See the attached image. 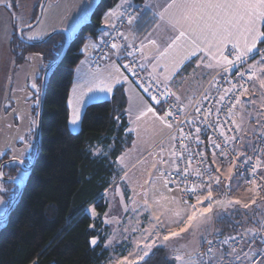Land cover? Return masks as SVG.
Wrapping results in <instances>:
<instances>
[{"label":"trees","instance_id":"trees-1","mask_svg":"<svg viewBox=\"0 0 264 264\" xmlns=\"http://www.w3.org/2000/svg\"><path fill=\"white\" fill-rule=\"evenodd\" d=\"M120 1L100 0L90 20L72 38L63 60L49 74L42 110L39 157L21 199L0 230V264H102L107 258L106 228L103 225L100 230L96 225L97 229H93V219L87 209L91 205L96 206L103 224L102 216L108 210L106 192L117 184L120 177L118 159L133 139L128 134L127 100L124 89L119 87L110 100L89 104L84 110L81 130L77 134L69 129L68 102L75 69L84 57L82 49L90 39H98L102 35L105 14ZM13 2L16 7V0ZM145 2L134 0L136 5ZM39 7L40 4L35 20ZM19 29L15 30L10 44L16 64H25L32 54L40 55L43 61L37 80L40 88L35 109L38 119L43 75L60 57L66 36L57 34L45 44L29 46L18 38ZM262 48L264 43L259 44V49ZM191 67H194V63H190L183 73ZM34 135L29 163L36 150V130ZM96 148L101 150L99 154L95 153ZM8 170L16 174L19 167ZM18 192V185H4L2 196L7 201V209ZM250 213V228L258 229L264 217V199H260ZM230 216H224L220 221L221 235L243 232L242 218L237 216L233 219ZM99 237L101 241L93 247L91 240ZM141 264L171 262L167 251L158 249Z\"/></svg>","mask_w":264,"mask_h":264},{"label":"snow or ice","instance_id":"snow-or-ice-1","mask_svg":"<svg viewBox=\"0 0 264 264\" xmlns=\"http://www.w3.org/2000/svg\"><path fill=\"white\" fill-rule=\"evenodd\" d=\"M5 6L9 5L6 4ZM158 7H160V11L154 12L153 15L158 20L165 22L166 30L171 34L168 36L166 46L163 48L157 44L156 39H151L148 43L156 50L157 56L155 59L157 64L161 61H168L172 66L171 73H168V68L165 67V73H168L164 76L165 80H170L172 74L179 70L185 61L190 60L194 56L201 61L206 57L208 62L204 63V67L208 69L218 68L224 73L231 75L232 69L235 68L240 80H244L246 72L240 71L239 66L247 64L250 58L254 59L255 56H260L261 59L259 61L248 65L247 80L257 81L259 88L264 90V52L257 48L258 44L264 43V0H166L163 6ZM133 19L130 17L128 23L131 24ZM157 27H159V24H157ZM120 35L123 36V33H120ZM147 46L142 45L140 49L142 54ZM112 48L117 49V54L119 53L117 44H112ZM230 56L232 59L229 58ZM123 67L128 68L127 65ZM124 81H127V77L119 74V67H116L115 72H109L107 76L100 78V84L102 85L100 90L111 92L115 84ZM157 83L159 84L160 82L157 81ZM32 86L33 88L36 87L35 84ZM163 89L159 96L164 103H168L169 97H175L177 104L180 103L181 98L176 96L167 84L163 85ZM143 92L147 94L149 100L153 103H149V100H144L143 107L136 114V120H142L151 113L154 124L159 125V128H153V135H159L167 129L170 141L184 140L194 142L198 146L203 144L199 135L201 131L199 127L195 128V133H186L181 124L190 123L187 117L183 121H178L171 110L165 111L163 107H161L160 112H157L155 105H162V99L150 92L149 87H143ZM248 93L249 88L243 84H240L239 88L236 85H232L230 88L223 90V94L220 95L219 99L220 101H225L229 94L232 95L234 103L233 100L228 101L230 105L229 112H231L236 105L242 104V101L236 97L247 96ZM262 99H264V96H262ZM252 102L254 103V101ZM191 103V100H189V104ZM176 106L173 105V107ZM196 111L199 112L200 108L197 107ZM211 114L210 111L205 113L204 120L207 121ZM77 120L78 116L74 112L71 123L75 125ZM232 123L236 124V121L232 120ZM208 126L212 128L219 126L221 128L220 135L224 137L225 143L235 141L236 138L234 136L225 135L223 125L218 122ZM236 127L237 130H241L240 125H236ZM177 132L179 135H176ZM260 138L262 143H264V132H261ZM209 139L215 148L219 149L221 147L216 140ZM162 152L163 148H161L158 160L155 159L158 154L149 152V155L154 157V162L151 163L150 168L156 172V177L153 179L151 170H149L148 179L144 181V184L140 185L141 189H144L145 184L148 185L147 190L142 191L139 195L142 198V210L149 212L152 227L133 229V231H138L141 234L142 241L137 240L134 248L129 250L128 256L123 260H118L116 264H141V261H145V258L149 256L152 246L156 244L158 239H161V232H163L162 241L178 237L181 233L191 228L194 222L207 219L214 205L224 204V201L213 197L212 187L213 184L219 186L222 183L224 173H221L219 168L214 171L220 174L213 175V171L209 169L192 167V156L194 154L202 157L200 163L207 159L203 153L190 149L187 144L182 151H179L173 144L169 149V158L165 161ZM211 155L213 157L212 163L215 164L217 154L213 152ZM219 155L227 158L229 153L221 150ZM261 156H264V152H261ZM179 160L185 161L183 168L177 163ZM250 160L251 157H246L241 163L247 165ZM140 162L143 163V161ZM165 163L169 164V168L158 167V165L162 166ZM235 166L229 161L226 167L229 177ZM251 170L253 177H256L259 171V178L264 180V171H262L264 170V159L258 157L255 163L251 165ZM205 175L208 176L207 182L204 180ZM248 183L253 185L248 191L256 192V195H259V192L256 191L257 180L253 178L248 180ZM157 184L164 191H161ZM169 185H175L176 187L172 188ZM260 187L264 188V185ZM177 189L190 196L194 202H189L187 199L177 201L176 197L167 194ZM133 203H135V200H133ZM169 203H171L172 207H166ZM227 203L241 204V201L229 199ZM255 203L256 200L252 199L251 204ZM153 204L157 206V212L151 210ZM243 206L247 208L249 204L245 203ZM125 210H127V206H125ZM133 210L135 211V209ZM166 213L168 214L167 216ZM6 216V211L0 213V217L6 219ZM162 216L165 219H162ZM170 217H175L176 219L172 221ZM166 219L168 223L165 222ZM173 222L180 226L179 232L168 230ZM161 225H164L163 230L160 227ZM261 228L264 229V225ZM260 230L249 229L248 231L256 235ZM133 239L135 240L136 238L133 237ZM229 239L235 240L236 237L225 238L223 243L227 244ZM205 242L209 245L207 251H197L195 256L189 254L187 259L184 255L177 254L174 257L175 261L178 264H210L219 249L212 246L211 240H206ZM91 243L95 245L96 241L92 240ZM262 243H264V238H262ZM235 252L236 249L232 247L231 252L227 253V255H232ZM244 255L248 257L251 264H264V253L261 254V259L259 260L254 258L255 252L245 253ZM205 257H207V260H205Z\"/></svg>","mask_w":264,"mask_h":264},{"label":"rangeland","instance_id":"rangeland-1","mask_svg":"<svg viewBox=\"0 0 264 264\" xmlns=\"http://www.w3.org/2000/svg\"><path fill=\"white\" fill-rule=\"evenodd\" d=\"M38 2L39 0H16L17 6L15 7L13 0L0 1V159L5 155H9L11 159L27 162L31 159L30 152L32 151V143L34 142V133L37 125L35 109L38 106V99L36 95L40 89L37 80L41 74L40 70H42L43 61L40 55L32 54L28 57L25 64L17 65L10 52L9 42L13 38L17 28H25L33 23V10ZM99 2L100 0L87 1L79 21L80 27L75 32L71 33L72 38L76 37L81 26L90 20V16ZM6 4L9 6H5ZM29 31L31 30L25 32V39H28ZM260 51L264 52V48ZM260 59L261 57L257 56L254 60H248V64L251 65ZM33 84L36 85L35 88H33ZM262 96H264V90L260 89L258 82L255 81L248 95L243 96L241 99L242 104L237 107L234 118L236 124L240 125L241 149L243 150L250 149L254 144V140L260 137L261 132H264V99H262ZM252 101H254V103ZM130 124L128 134L133 137L132 143L126 146L125 151L118 159L117 169L120 177L118 178V182L116 180L117 184L106 192L105 199L108 202V210L105 215L102 216L103 224L101 223L100 212L96 206L91 205L87 209L88 214L93 219L92 228L97 229L96 225H98V229L100 230L103 229V225L106 228L105 249L108 252L107 258L102 264H116L118 260H123L128 256L126 255L124 257L118 253L121 249L122 251L125 250V246H122L117 253H113V243L107 241L109 239V234L111 235V230H113L116 225V229L123 232L125 206H127L128 210L126 216L128 217V224H131L132 230L152 227L150 224L151 217L149 216V212L142 210V198L139 195L142 191L147 190L148 185L145 184L144 189H141L140 185L144 184V181L148 179V172L151 170L150 165L154 162V157L149 155V152L158 154L155 156V159L158 160L160 158L161 148H163V158L165 161L169 158L171 142H162L168 132L167 129L159 135H153V128H159V125L154 124L152 119L136 120L131 117ZM73 129L77 130L74 134L79 133L81 130V117L79 115L76 127L72 124V130ZM100 152L101 150L99 148L95 149L96 154ZM140 161H143V163ZM158 167L167 168L164 165H158ZM151 175L154 179L156 177V172L151 170ZM7 176L9 177L10 175L7 174ZM29 176L30 172H26L23 169L19 170L18 178L25 184H27ZM233 182L234 185H240L243 190L240 191L238 186L235 187V192L237 190V193H241L242 195L238 198V200L241 201V204H237V207L240 209H238L239 211L234 209L230 212H226L228 210L221 208V205H214L207 219L194 222L191 228L181 233L178 237L168 241H162L163 232H161V239H158L156 244L152 246L150 253L157 248L166 249L171 264H178L174 259L177 254L184 255L186 259L189 254L195 256L197 251L202 250L206 240L221 235L220 232L222 228L220 221L227 215H231L230 217L233 219L237 216L241 217V229L243 232L238 234H244L246 237H250L251 232L248 231L251 229L250 223H252L250 211L253 206L258 204L260 199L250 194L246 197V195H243V192L248 188L242 185L238 180ZM157 187L161 191H164L159 184H157ZM3 189L4 183L0 180V213L7 212L8 210L7 201L2 196ZM167 194L176 197L177 201L181 200L177 190ZM252 199L256 200L255 204H251ZM133 200H135V203H133ZM205 203L207 202L205 201ZM225 203H227V201L224 202V204ZM245 203L249 204V207H244L243 205ZM166 207H172L171 203L166 205ZM133 209H135V211ZM151 210L157 212V206L153 204ZM131 212L136 216L135 218H137L138 222L136 224H133V218L129 217ZM167 215L166 213V216ZM161 218L165 219L164 216ZM170 219L174 221L176 218L170 217ZM263 220L264 219H262L258 229L264 225ZM165 222L168 223V220L166 219ZM5 225L6 223L0 224V230ZM160 227L162 230L164 229V225ZM179 228L180 226L173 222L168 230L179 232ZM102 234H104V231H102ZM138 235L142 238L140 233ZM261 238H264V235H262ZM92 240L96 241L95 245L92 244L93 247H95L101 241V237ZM258 243L257 249L253 251L256 253L255 256L258 255L261 257V254L264 253V243H262V239L260 242L258 241ZM247 259L248 257L244 260Z\"/></svg>","mask_w":264,"mask_h":264},{"label":"crops","instance_id":"crops-1","mask_svg":"<svg viewBox=\"0 0 264 264\" xmlns=\"http://www.w3.org/2000/svg\"><path fill=\"white\" fill-rule=\"evenodd\" d=\"M40 1L41 0H39L38 4L33 10L32 22L35 20L36 9L39 6ZM87 1L88 0H49L47 5L45 6L40 23L37 27L28 32L27 40L38 41L47 37L51 32L60 29L67 30L70 34L75 32L80 27L79 21L86 7ZM165 3L166 0H146L144 4L136 5L134 3V0H121L113 9L105 14L103 19L104 32L98 39H90L87 42V44L82 49L84 57L75 69L73 84L68 102L70 110L69 129L71 132L75 133L77 131L75 130L76 128L72 130L71 121L73 119L74 112L77 116L79 115L82 118L84 110L89 104L110 100L113 97L115 90L119 87H122L124 89L127 100V117L129 120V128L131 125L130 118L133 117L136 119L137 112L143 107V101L148 100L144 93H142L138 86L135 85V83L132 81L127 69L123 67L124 63L121 60L120 52L117 54V50H115L109 56L107 61L100 69L93 70L90 66V58L99 43L110 32L112 26L120 18L121 13H123L130 7L138 8V18L136 21L126 26L124 35L125 37H127L126 41L128 46L132 49H141L142 45H148L144 48L143 54H140V60L146 74L151 79L159 81L161 85L167 84L171 91L175 93L176 96H179L181 98V101L178 105L187 110L193 108L198 98L205 90L206 92L211 91L212 79L216 75L221 73L222 70L218 68H205L204 63L208 62L206 57L203 59V61L197 59V57L195 56L192 57L190 60L185 61L184 64L179 68V70L172 74L170 80L164 79L165 75L171 73L172 66L168 61H161L159 64H157L155 59V57L157 56L156 50L152 45L148 43V41L151 39H156L157 44L161 48L166 46V41L171 33L166 30L165 22L158 20L153 15L154 12L160 11V7L158 6H163ZM157 24H159V27H157ZM149 33H151V35H149ZM29 37H31V39H29ZM10 44L11 41L9 42V48ZM257 48L259 49V44L257 45ZM190 63H194V67H191L183 73L184 69ZM116 67H119V74L127 77V81L115 84L111 92L101 91L100 88L102 87V85L100 84V78L107 76L109 72H115ZM165 67L168 68V73H165ZM172 98L175 101V97ZM189 100H191V104H189ZM146 119H152L151 113H149L148 116L144 117L142 120ZM167 141H170L168 140V132L162 142L166 143ZM164 166L169 168L168 163H166ZM226 175L228 176V178H230L232 184L231 186L233 189V195L230 200H238V198L242 195L241 193H237V190L235 192V187L238 186V188H240V191L243 190L241 189L240 185L233 184V181L236 180L233 178L232 173L230 177L227 172ZM248 189H245L243 195H246V197L249 194L254 196L253 192H249ZM178 193L180 196V191H178ZM237 206L238 205L234 203L228 205L227 203H225L224 205H221V208L227 209L228 211L226 212H230ZM127 214L128 210H125L123 232L118 231L119 229H116V225L115 228L111 230V235L109 234V239L107 240L108 242L113 243V253H117L122 246H125V250L122 251L121 249L118 252L124 257L128 255L130 249L134 248L137 240H142V238L138 235L139 232L133 231L131 229V224H128V217H126ZM129 217L133 218V224H136L138 222L137 218H135L136 216L133 215L132 212ZM133 237H135L136 239L134 240ZM158 249L164 248H157L156 250ZM156 250H153V252ZM219 264H222V262L219 261ZM242 264H249V261L244 260Z\"/></svg>","mask_w":264,"mask_h":264},{"label":"built area","instance_id":"built-area-1","mask_svg":"<svg viewBox=\"0 0 264 264\" xmlns=\"http://www.w3.org/2000/svg\"><path fill=\"white\" fill-rule=\"evenodd\" d=\"M134 18L132 23L137 20L138 18V8L130 7L126 9L120 18L115 22L112 26L110 32L107 36L99 43L97 48L95 49L93 55L90 58V66L93 70L100 69L104 63L107 61L109 56L117 49L112 48V44H117L119 46L120 57L124 65H127L128 74L135 85L143 92V87H149V91L153 94H156L158 98L159 93L163 92V85L160 83L158 84L157 81L151 79L145 72L143 65L140 60L141 51L138 48H130L127 44L125 39L124 30L127 25H129L128 20L129 18ZM123 33V36L120 35ZM232 59V57H229ZM248 61L247 64L241 65L240 71L246 72V77L244 80H240L239 76L236 74V69H232V74L229 75L228 73H224L223 71L216 75L212 79V89L209 92L206 90L200 95L196 104L193 106L192 109L187 110L182 106L178 105L172 97L168 98V103H164L162 99V105H155L156 109L163 110H171L178 121H183L185 117L189 120L190 123L181 124L184 128L186 133L192 132L195 133V128L199 127L201 129L199 135L200 139L203 141V144L197 145L194 142L179 140V141H171V144L175 145L176 149L182 151L187 144L190 149H195L204 154L207 159L200 163L202 157L193 155L192 156V167H200L201 169H209L213 171V175H218L220 173H216L214 170L216 168L220 169L221 173H224L222 177V183L219 186L215 184L212 185L213 187V197L215 199H220L224 202L231 199L233 195V189L230 178L226 175V167L231 161L236 166L232 170L233 178L237 181H240L242 185L246 188H252L253 185L248 183V180L255 178L257 180L256 191L259 192V195H256V192H253L254 196L258 199H264V188H261V185H264V180L259 178V171L256 174V177H253L251 165L255 163L256 159L260 157L264 159V156H261V152H264V143H262L261 138L257 137L254 140V144L250 149H241V135L240 130H237L236 125L233 124L232 120H235L234 116L237 111L238 105L231 112H229L230 105L228 104L229 100L234 99L231 94H229L225 101H220L219 97L223 94V90L225 88H230L232 85H236L239 88L240 84H243L245 87H248L249 90L253 86L255 81L247 80V73H248ZM135 73V74H133ZM146 98L149 100L146 93H144ZM240 100L243 96H238ZM150 103H153L149 100ZM173 105H177L173 107ZM197 107L200 108V111L197 112ZM211 112L212 114L208 117L207 121L204 120V114L207 112ZM171 119V118H170ZM219 123L223 125V130L226 136L232 137L234 136L236 139L232 143H225L224 137L220 135L221 128L219 126L212 128L208 125ZM194 125V126H193ZM175 127V125H174ZM176 135H179L177 132ZM214 139L218 144H220V148H215L211 140ZM169 140V139H168ZM224 150L229 153L227 158L222 157L219 155L220 151ZM216 152V163L213 164L212 160L213 157L211 153ZM187 155V153H185ZM246 157H251V160L247 165L241 163ZM177 163L180 167L185 166V161L179 160ZM166 164V163H165ZM164 164V165H165ZM264 171V170H262ZM205 182L208 181V176H204ZM172 188H175V185H169ZM180 191L179 189H177ZM180 197L182 199H187L189 202H194V200L188 196L186 193L180 191ZM207 202V201H206ZM264 219V217H263ZM264 223V220H263ZM257 232L256 235L251 233L250 237H246L244 234H234V235H218L210 238L209 240L212 241V246L214 248H218L215 258L210 262V264H219V261L222 264H241L244 259L247 258L245 253L252 252L254 249H257L258 241L262 239L261 236L264 235L263 229ZM229 237H236L235 240L229 239L227 244H224L223 241L225 238ZM259 244V243H258ZM209 245L205 243L201 252L207 251ZM234 247L236 252L232 255H227V253L231 252V248ZM255 251V250H254ZM253 251V252H254ZM238 257V258H237ZM255 259H261L260 256H255ZM207 260V257H205ZM249 264H251V261Z\"/></svg>","mask_w":264,"mask_h":264},{"label":"water","instance_id":"water-1","mask_svg":"<svg viewBox=\"0 0 264 264\" xmlns=\"http://www.w3.org/2000/svg\"><path fill=\"white\" fill-rule=\"evenodd\" d=\"M49 0H42L40 3V7H39V12H38V17L35 20L34 23H32L31 25L25 27V28H21L18 31V38L20 39V41H22L23 43H25L26 45L29 46H35V45H42L45 44L48 40H50L52 37H54L57 34H63L66 36V42L64 45V49L60 55V57L52 64L48 67V69L45 71L44 75H43V80H42V89H41V99H40V104H39V111H38V119H37V129H36V150H35V154L34 157L32 159V162L30 165H27L25 162L21 163V160L18 159H12L9 161L4 162L1 166H0V179L1 181L5 182V183H12V184H17L19 186V192L15 198V200L13 201V203L11 204V206L8 208L7 210V216L6 219H4L3 217H0V224H4L8 222L9 216L12 213L14 207L17 205V203L19 202V200L22 197L23 191H24V187H25V183L20 180V179H8L5 177V169L7 166H19L21 167L24 171L26 172H31L33 166L35 165L38 157H39V153H40V147H41V120H42V110H43V103H44V98H45V92H46V86H47V82H48V77L50 72L52 71V69L57 66L64 58L67 49L69 47V44L72 40L71 34L67 31V30H55L53 32H51L47 37H45L44 39L38 40V41H31V40H27L23 37V33L26 32L27 30H32L35 27L38 26V24L40 23L42 16H43V12L45 9V6L47 5Z\"/></svg>","mask_w":264,"mask_h":264},{"label":"flooded vegetation","instance_id":"flooded-vegetation-1","mask_svg":"<svg viewBox=\"0 0 264 264\" xmlns=\"http://www.w3.org/2000/svg\"><path fill=\"white\" fill-rule=\"evenodd\" d=\"M30 155H31V152H30ZM5 158H7V159H5ZM5 159V160H4ZM1 160H3L1 163H0V166L4 163V162H6V161H9V160H12L11 159V157L9 156V155H5L3 158H1L0 159V161ZM22 161V160H21ZM23 162H25L27 165H30L31 163H29V161L27 162V161H23ZM32 162V161H31ZM10 167H14V166H7L6 167V169H5V177L6 178H8V179H19L18 178V176H19V170H21L22 168L21 167H19V166H16V167H19V170L17 171V173L16 174H12V172H10L9 170H8V168H10ZM7 174H9L10 176L8 177L7 176ZM1 180V179H0ZM3 182V181H2ZM4 183V185L5 184H12V183H5V182H3ZM14 185H17V184H14Z\"/></svg>","mask_w":264,"mask_h":264}]
</instances>
